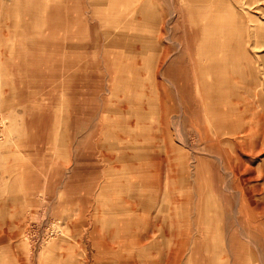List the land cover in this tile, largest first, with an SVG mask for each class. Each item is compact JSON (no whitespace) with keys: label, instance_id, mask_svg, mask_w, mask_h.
Returning a JSON list of instances; mask_svg holds the SVG:
<instances>
[{"label":"rangeland","instance_id":"obj_1","mask_svg":"<svg viewBox=\"0 0 264 264\" xmlns=\"http://www.w3.org/2000/svg\"><path fill=\"white\" fill-rule=\"evenodd\" d=\"M0 264H264V0H0Z\"/></svg>","mask_w":264,"mask_h":264}]
</instances>
